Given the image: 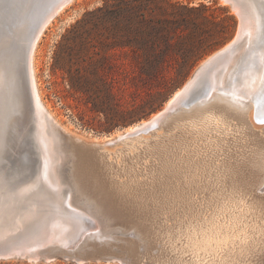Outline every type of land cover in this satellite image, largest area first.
Masks as SVG:
<instances>
[{
    "label": "bare ground",
    "instance_id": "1",
    "mask_svg": "<svg viewBox=\"0 0 264 264\" xmlns=\"http://www.w3.org/2000/svg\"><path fill=\"white\" fill-rule=\"evenodd\" d=\"M71 1L49 16L33 42V82L37 40ZM249 20L239 54L213 70L200 91L176 104L158 123L119 136L109 145L75 135L78 139L70 142L64 154L75 187L99 205L129 216V225L144 241L145 249L155 248V257L168 264L157 238L169 216L220 196L225 187L244 195L222 198L181 244L173 243L170 251L177 253L175 264H264V123L259 128L250 124L255 118L264 121V112L257 111L264 87V48L256 68L244 69V76H249L246 87L234 79L242 72V58L264 38L258 29L260 14L255 12ZM8 30L2 29L5 33ZM16 76L15 60L4 47L0 51L1 116L11 108ZM37 96L40 99L38 91ZM40 101L51 122L61 127ZM60 160L59 154H41L44 169L54 170ZM127 242L132 249L138 246L134 240ZM162 243L167 245L168 241Z\"/></svg>",
    "mask_w": 264,
    "mask_h": 264
},
{
    "label": "water",
    "instance_id": "2",
    "mask_svg": "<svg viewBox=\"0 0 264 264\" xmlns=\"http://www.w3.org/2000/svg\"><path fill=\"white\" fill-rule=\"evenodd\" d=\"M67 1L52 0L35 18L9 24L7 33L0 31V51L4 47L9 48L17 69L11 108L0 115V154H60L61 151L67 154L70 142L78 139L51 122L37 96L30 70L31 49L39 30L49 16ZM224 1L235 8L240 17L236 35L201 61L154 115L116 129L114 136L103 134L106 139L101 142L109 145L119 136L150 128L176 104L192 96L213 70L239 54L248 35L245 31L249 18L255 12L260 14L258 29L263 31L264 0ZM27 7L25 5L23 9ZM4 174L19 176L26 182L21 184V188L31 186V190L15 197L0 192V259L31 263L60 258L74 264L93 261L168 264L155 257V248L151 251L145 249L144 241L129 225V216L99 205L75 187L67 159L59 162L54 170L44 169L39 160L35 168L17 164L0 168V175ZM129 239L137 243L136 249L129 246Z\"/></svg>",
    "mask_w": 264,
    "mask_h": 264
},
{
    "label": "trees",
    "instance_id": "3",
    "mask_svg": "<svg viewBox=\"0 0 264 264\" xmlns=\"http://www.w3.org/2000/svg\"><path fill=\"white\" fill-rule=\"evenodd\" d=\"M207 9L202 3L194 6L178 0L105 1L78 21V26L88 24L99 31L101 39L94 45L96 59L90 58L82 69L69 68L71 86L85 95L90 110L104 115L108 126L146 117L160 106L156 99L179 86L204 54L227 39L233 17L216 22L204 14ZM216 25L220 28L213 31ZM79 45L87 47L86 40ZM117 48L130 56L132 80L146 94L129 108L117 100L106 70L109 53ZM170 69L173 73L168 76Z\"/></svg>",
    "mask_w": 264,
    "mask_h": 264
},
{
    "label": "rangeland",
    "instance_id": "4",
    "mask_svg": "<svg viewBox=\"0 0 264 264\" xmlns=\"http://www.w3.org/2000/svg\"><path fill=\"white\" fill-rule=\"evenodd\" d=\"M50 1L52 0H0V31L7 27L6 24L13 25L14 23H21L23 19L26 20L31 17L35 18ZM105 1L108 0H72L67 4L42 30L36 43L33 60V66L35 69L34 82L36 83L38 94L56 121H58L61 127L70 134L82 136L87 140L95 139L97 141H103L106 139L105 137H102L103 134L111 133L112 136H114L116 129L126 127L134 122L146 120L148 117L159 111L171 94L180 88L190 77L201 61L227 44L232 37L236 35L240 25V17L236 9L232 8L230 4L224 0H178L189 5L196 6L202 3L208 6L209 9H207L204 14L216 22L222 21L225 16H232V26L229 30L230 33H227V39L215 49L204 54L195 63L188 76L179 86L170 89L164 97L156 99L158 100L157 102H160V106L157 109L149 113L146 117H142L125 125L111 127L108 126L102 113H97L89 109V103H86L85 95L71 86L68 76L69 68L73 70L76 67H80L82 69L86 62L91 60L90 58L96 59L99 56L93 53V50L95 49L94 45L101 39L100 32L96 29H90L88 24L78 26V21L84 17L86 12L102 6ZM25 5H28L29 7L23 9ZM214 28V30L212 29L213 31L219 29L220 26L216 25ZM89 31L91 32L89 33ZM103 36H105V32ZM82 39L86 40L87 46H84L83 49H81V46L79 45V42ZM258 41L260 42V45L259 42H257V46L255 45L253 48L254 51L252 50L249 52V55L246 54L244 58H242L244 59L243 63L241 66L239 65V69L242 71L241 74L239 73V76L236 74L234 75V79H239L240 87H246V81L249 79L247 74L244 76V69L251 67L254 70L260 63L259 54L264 48V45H261L262 40ZM107 61L110 62V65L107 66L106 70L113 78L111 89L115 93L122 108L136 106L138 103L146 99V94H144L142 89L132 80L134 71L132 65H130L131 58L128 54H126L121 48H117L109 53ZM228 62L223 66L227 65ZM242 65L246 67H243ZM251 65H253V67ZM172 73L173 69H170L167 75L169 76ZM232 77L230 83L232 82ZM260 95H262V97L260 96L261 99L257 111L264 112V103H262L264 102V87L261 89ZM250 121L251 126L254 128L263 126V123H258V121L263 120H259L258 118H255L254 121ZM145 133L146 132L143 134ZM59 156L61 157L60 162L64 160V151H61ZM39 160H41V154H2L0 168L15 167V164L27 168H35L37 167ZM0 264L28 263L25 260L0 259ZM37 264L74 263L69 260L58 258L49 262H39ZM83 264L119 263L93 261Z\"/></svg>",
    "mask_w": 264,
    "mask_h": 264
},
{
    "label": "snow or ice",
    "instance_id": "5",
    "mask_svg": "<svg viewBox=\"0 0 264 264\" xmlns=\"http://www.w3.org/2000/svg\"><path fill=\"white\" fill-rule=\"evenodd\" d=\"M262 45H264V38H262ZM258 123H264V121H258ZM25 183L17 175H0V192L13 197L18 196L21 193L31 190V186L21 188V184ZM236 195L242 197L244 194L236 190L230 192L228 187H225L220 196L206 199L205 202L194 205L191 208H186L175 216H169L168 222L160 230L161 236L157 239L161 242L162 247H164L166 258L170 261V264H175L177 259V253L170 251L171 245L173 243L177 245L181 244L194 230L195 226L200 224L206 216L210 215L216 209L222 198L227 200ZM165 233H167L166 236L164 235ZM163 240H167L168 244L164 245L162 243ZM181 259H185V257H181Z\"/></svg>",
    "mask_w": 264,
    "mask_h": 264
}]
</instances>
